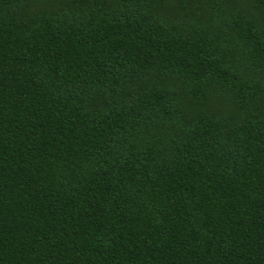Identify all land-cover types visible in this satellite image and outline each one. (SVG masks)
Segmentation results:
<instances>
[{"label":"trees","instance_id":"16d2710c","mask_svg":"<svg viewBox=\"0 0 264 264\" xmlns=\"http://www.w3.org/2000/svg\"><path fill=\"white\" fill-rule=\"evenodd\" d=\"M0 264H264V0H0Z\"/></svg>","mask_w":264,"mask_h":264}]
</instances>
